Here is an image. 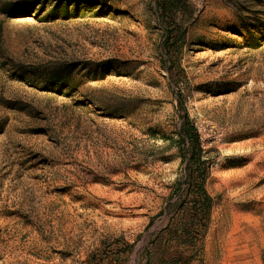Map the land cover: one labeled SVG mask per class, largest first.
<instances>
[{
  "label": "rangeland",
  "instance_id": "obj_1",
  "mask_svg": "<svg viewBox=\"0 0 264 264\" xmlns=\"http://www.w3.org/2000/svg\"><path fill=\"white\" fill-rule=\"evenodd\" d=\"M185 2L0 0V264H264V0Z\"/></svg>",
  "mask_w": 264,
  "mask_h": 264
},
{
  "label": "trees",
  "instance_id": "obj_2",
  "mask_svg": "<svg viewBox=\"0 0 264 264\" xmlns=\"http://www.w3.org/2000/svg\"><path fill=\"white\" fill-rule=\"evenodd\" d=\"M155 3L164 13L171 12L172 14L187 8L185 0H155ZM169 37L171 36L169 35ZM177 134L179 136L176 142L180 144L181 151L183 149L182 157L188 159L187 167L194 180L190 185L193 192L191 199L196 208L197 216L201 219L209 206V197L204 189L206 173L204 155L206 152L202 148L197 130L186 114L182 116L181 124L177 128Z\"/></svg>",
  "mask_w": 264,
  "mask_h": 264
}]
</instances>
